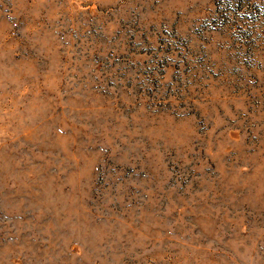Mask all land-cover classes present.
<instances>
[{"label": "rangeland", "instance_id": "1", "mask_svg": "<svg viewBox=\"0 0 264 264\" xmlns=\"http://www.w3.org/2000/svg\"><path fill=\"white\" fill-rule=\"evenodd\" d=\"M0 264H264V0H0Z\"/></svg>", "mask_w": 264, "mask_h": 264}]
</instances>
